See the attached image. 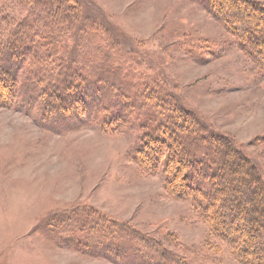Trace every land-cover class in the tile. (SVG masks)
I'll list each match as a JSON object with an SVG mask.
<instances>
[{"label": "rangeland", "instance_id": "1", "mask_svg": "<svg viewBox=\"0 0 264 264\" xmlns=\"http://www.w3.org/2000/svg\"><path fill=\"white\" fill-rule=\"evenodd\" d=\"M256 1L264 7V0ZM71 5L82 15V27L91 26L87 34L73 31L84 41L68 38L64 45L77 63L86 51L102 48L92 37L100 27L108 36L103 50L110 66L120 65L138 84H165L207 132L233 144L255 166L264 184V74L228 26L196 0ZM75 126L55 131L38 116L0 107V264H129L128 257L122 262L110 251L113 260L93 256L74 244L66 229L86 230L79 221L86 218L92 221L89 232L93 226L106 238L122 226L120 235L145 240L166 264H242L188 199L166 190L162 166L149 174L137 161L132 148L135 134L143 133L139 124L131 131L126 126L125 133Z\"/></svg>", "mask_w": 264, "mask_h": 264}, {"label": "trees", "instance_id": "2", "mask_svg": "<svg viewBox=\"0 0 264 264\" xmlns=\"http://www.w3.org/2000/svg\"><path fill=\"white\" fill-rule=\"evenodd\" d=\"M196 1L228 26L239 49L264 74V7L256 0ZM72 2L0 0V107L38 116L44 127L55 131L76 125L125 133L126 126L131 131L139 124L143 133L135 134L132 149L144 170L155 174L162 166L166 190L175 198L188 199L236 260L264 264V184L255 166L233 144L207 132L165 84H138L120 65L110 66L103 50L108 36L100 27L92 37L102 48L86 51V58L77 63L64 45L68 38L84 41L73 31L87 34L91 26L82 27V15ZM256 27L262 29L254 34ZM30 45L40 49L30 50ZM61 54L67 57L62 60ZM79 221L86 230H66L74 244L90 249L84 253L113 260L110 251L122 262L128 257L129 264L169 261L145 240L133 234L124 238L122 226L106 238L104 231L93 226L89 232L92 221ZM153 256L156 263L147 259Z\"/></svg>", "mask_w": 264, "mask_h": 264}]
</instances>
